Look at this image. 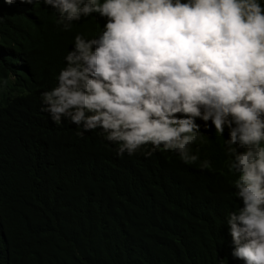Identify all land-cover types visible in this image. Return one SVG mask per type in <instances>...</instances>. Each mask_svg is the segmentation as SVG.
<instances>
[{"label": "trees", "instance_id": "trees-1", "mask_svg": "<svg viewBox=\"0 0 264 264\" xmlns=\"http://www.w3.org/2000/svg\"><path fill=\"white\" fill-rule=\"evenodd\" d=\"M57 16L43 0H0V264H243L227 226L242 206L227 131L198 121L195 164L163 150L120 157L99 129L80 136L42 110L75 35L105 23L64 31Z\"/></svg>", "mask_w": 264, "mask_h": 264}, {"label": "clouds", "instance_id": "clouds-1", "mask_svg": "<svg viewBox=\"0 0 264 264\" xmlns=\"http://www.w3.org/2000/svg\"><path fill=\"white\" fill-rule=\"evenodd\" d=\"M43 3L64 31L94 14L105 23L97 36L75 35L56 86L41 93L42 110L57 125H77L80 136L99 129L120 157L163 150L195 164L198 121L227 131L242 204L227 216L231 255L264 264V0Z\"/></svg>", "mask_w": 264, "mask_h": 264}]
</instances>
